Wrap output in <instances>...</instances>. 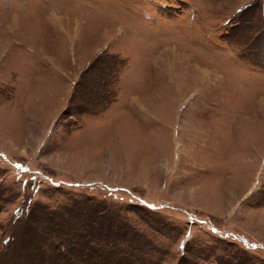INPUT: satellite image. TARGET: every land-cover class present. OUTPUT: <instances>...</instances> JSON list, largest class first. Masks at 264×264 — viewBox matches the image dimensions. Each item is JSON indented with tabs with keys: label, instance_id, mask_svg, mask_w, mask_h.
Instances as JSON below:
<instances>
[{
	"label": "rangeland",
	"instance_id": "obj_1",
	"mask_svg": "<svg viewBox=\"0 0 264 264\" xmlns=\"http://www.w3.org/2000/svg\"><path fill=\"white\" fill-rule=\"evenodd\" d=\"M0 264H264V0H0Z\"/></svg>",
	"mask_w": 264,
	"mask_h": 264
},
{
	"label": "snow or ice",
	"instance_id": "obj_2",
	"mask_svg": "<svg viewBox=\"0 0 264 264\" xmlns=\"http://www.w3.org/2000/svg\"><path fill=\"white\" fill-rule=\"evenodd\" d=\"M19 167V166H18Z\"/></svg>",
	"mask_w": 264,
	"mask_h": 264
}]
</instances>
